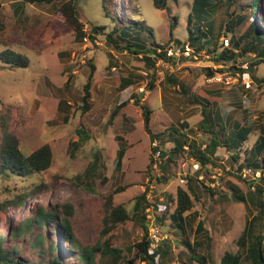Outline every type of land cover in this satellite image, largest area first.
<instances>
[{
    "label": "rangeland",
    "instance_id": "374dc122",
    "mask_svg": "<svg viewBox=\"0 0 264 264\" xmlns=\"http://www.w3.org/2000/svg\"><path fill=\"white\" fill-rule=\"evenodd\" d=\"M10 1L0 0V52L10 47L28 55L30 64L10 66L0 58V146L7 133H11L25 154L50 145L53 160L47 170L24 180L0 178V238H4V246L28 262L48 264V259L59 252L66 264H84L79 251L72 250L65 239L60 250L50 248L52 242L59 245L56 230L60 232L61 220L68 218L78 244L100 249L90 264H127L129 260L145 264L135 246L143 239L144 230L140 215L134 217L133 209L152 175L149 165L154 144L144 127L143 110L133 97L141 96L153 110L150 122L153 132L185 122L192 139L204 148L211 133L202 128L201 122L216 110L223 115L226 133L232 129L233 121L241 120L251 126L246 145L252 146L264 127V63L255 67V72L246 68L245 63L250 65L257 57L253 50L246 54L243 51L253 38L247 34L251 23L255 20L263 28L257 19L259 14L250 7L252 0H232V4L228 0H206L212 3L210 23L215 28L214 34L222 29L221 34L205 49L191 51L190 55L174 54L171 60H159L155 67H149L142 56L116 49L107 40L106 33L117 24L112 17L137 31L146 21L153 28L154 37L142 30L140 43L157 42L167 49L184 46L185 50L189 41L188 19L195 12L194 0H167L165 9L157 8L154 0H76L90 21L83 40H78L74 31L66 33L58 28L53 16L58 3L27 4L15 13ZM106 7L112 16L106 15ZM240 16H244L241 21ZM197 18L193 16L192 28L198 30L201 24ZM228 21L233 31H228ZM93 25L106 28L95 33ZM91 34L95 35L94 40ZM226 48L234 50L235 61L219 60ZM90 59L96 71L91 108L83 112L81 97L91 70ZM209 69L231 76L232 82L210 81ZM204 91L212 92V102L201 100ZM197 95L199 98H194ZM126 100L128 103L111 122L112 111ZM79 129L90 138L83 140ZM162 146L171 149L174 144L166 142ZM122 147L126 149L125 156L118 166L117 154ZM263 157L264 154L259 159ZM214 161L216 166L211 164L200 170L201 166L197 169L193 165L197 161L188 154H179L169 166L174 174L172 179L167 184L157 183L154 191L148 192L159 204L157 214L162 217L168 195L175 196L178 187H187L181 182L182 173L196 178L200 171L199 178L215 190V195H211L201 181L195 180L197 197L192 210L185 214L183 228L166 217L162 235L167 239L165 245L177 257L171 264H201L193 255L205 258L207 264H215L226 251H241L238 239L248 220L252 221L253 229L248 230V240L258 234L264 238V211H260L257 202L259 199L264 202V195L259 197L258 193V185L264 187L262 171L247 166L244 159L235 163L221 146ZM239 163L252 170L243 174L236 169ZM215 176L219 178L217 182ZM238 195H244L246 201L238 200ZM21 199L24 200L14 202ZM118 205H124L132 218L110 224L106 221L109 210ZM39 208L57 213L52 226L40 228L35 222ZM30 219L32 225L26 234L13 239L16 229L20 225L26 227ZM199 221L204 223L201 232L197 231ZM40 233L44 243L37 245ZM195 241L202 245L191 251L187 244L194 246ZM242 262L251 264L244 255Z\"/></svg>",
    "mask_w": 264,
    "mask_h": 264
},
{
    "label": "trees",
    "instance_id": "16d2710c",
    "mask_svg": "<svg viewBox=\"0 0 264 264\" xmlns=\"http://www.w3.org/2000/svg\"><path fill=\"white\" fill-rule=\"evenodd\" d=\"M105 1V0H104ZM229 4H232V0H228ZM41 4V3H58L53 10L54 19L57 21L58 28L60 27L66 33H70L72 31L75 32V37L78 40H83L86 38L87 33L85 31V27L90 24V21L86 17L82 7H80L76 0H16V5L19 6L20 9L24 4ZM154 5L157 8L165 9L167 7V0H154ZM250 7L255 14H259L257 19H260L263 28L259 27V23L257 21H253L251 23L250 29L247 32L249 36H253L249 45H246L244 48V53H248L249 51H254L257 57L256 61L252 62L248 69L254 71V68L259 64L264 63V0H252L250 3ZM211 8L212 3L209 1L207 3L206 0H194V14H190L188 19V28H189V44L194 53L197 50L205 49L207 45H210L211 40L219 36L221 31L218 34H214L215 28L212 23H210L211 16ZM106 15H110L108 8L106 7ZM193 16H197V20L200 22V26L197 29L192 28ZM244 16L239 17V21H241ZM113 21L117 23L111 31L106 33L107 40H109L116 49L118 50H126L132 54L137 56H142L146 62V64L150 67H155L156 63L159 60H171L172 55L168 54L167 47L164 44H159L157 42H152L150 44L140 43V34L142 30L149 31L150 37H154L153 28L144 21V27L141 28L140 31L133 30L131 26L126 24L125 22L120 21L117 17H112ZM119 20V22H118ZM177 21L175 17V22ZM141 22V21H139ZM120 23V24H119ZM206 27V29H205ZM228 31H233V25L228 21L226 25ZM106 26L104 25H93L92 30L95 33H99L104 30ZM174 25L171 24L170 34L173 35ZM197 31L199 32L197 34ZM91 38L94 40L95 35L91 34ZM138 40V43H135L134 40ZM202 42L200 45L198 43ZM230 44V42H229ZM228 44V45H229ZM184 49V46H181ZM229 53V55H228ZM1 61L4 64H9L10 66H19V67H28L30 64V58L28 55L17 52L12 48H6L0 52ZM236 54L232 49H224L219 56V60H223L228 62V60H236ZM89 64L91 65V70L88 75V79L84 84V94L81 97L82 104L81 109L83 112H87L91 108L90 98L92 95L91 87L93 84V79L96 71V66L89 60ZM112 64V61H110ZM210 70V75H214L215 72ZM217 72V71H216ZM255 72V71H254ZM253 72V73H254ZM254 78L257 79L256 75ZM125 82L128 84L127 80ZM69 83V80L67 81ZM211 91H204L202 95L204 98L201 100L212 102ZM194 98H199V96H194ZM134 103L140 105L143 110V119H144V127L146 132L149 134L152 141L155 139L158 140V145L153 146L152 148V159L150 161V168L153 165L154 158L153 155L156 151H160L161 156L163 157L162 173L158 176L151 175L152 178H156L158 183L167 184L170 179L173 177V173L169 170V166L171 163L176 161V158L179 154H188L195 161L199 162L202 168L217 164L214 161V158L217 156L218 147H225L226 151L229 152L230 157L235 163L240 162L241 159L247 160V166L254 168L255 170L260 169L262 171L261 179L264 180V157L259 159L264 154V127L260 129V135L258 139L252 146H247L246 142L249 140L250 134L252 133V128L249 125H245L241 120L233 121L232 129L226 133L227 126L223 121V115L221 112H217L213 110L214 116L212 117L210 112L207 114L208 118L205 116L201 122V126L203 129L211 133V139L203 148L198 142L192 139L190 130H187L188 125L185 122H182L179 125H170L166 127L163 131L153 132L150 122L151 115L153 110L150 109L146 103L142 101V97L139 95H135L133 97ZM199 100V99H198ZM215 102V100H214ZM63 103L65 101L63 100ZM128 103V100L122 102L117 105L115 109L111 113L110 121L112 122L119 111ZM230 119H228L229 121ZM232 122V120H231ZM217 128V129H216ZM79 133L81 138L88 139L90 135H86L85 131H81L79 129ZM166 142H172L174 147L171 149L163 148L162 144ZM126 149L122 147L118 150L117 154V165L121 166L123 163V159L125 156ZM243 154V155H242ZM245 155V157H244ZM53 160V151L50 145L46 144L37 150L33 151L30 154H25L22 152L18 145V141L14 135L11 133H7V136L4 142L0 146V178L5 177H20L22 180L25 177L40 174L43 171L47 170ZM239 170L242 171L243 164L239 163ZM252 170V169H251ZM198 176L194 178L193 174H188L187 179L188 182L185 184L187 187L180 186L177 188V193L174 196L172 193L168 195V199L165 200L166 210L164 214L161 216L157 215V223L163 225L165 223L166 217L177 222L178 226L183 228L184 223L186 222L185 214L188 211H191L194 207V201L197 197L196 190L194 188L195 180L201 181L205 187V190L208 191L211 195H215V190L204 180L199 178L200 171H197ZM79 178V176H78ZM242 178V176H240ZM214 180V179H213ZM259 180V179H257ZM250 184L253 181H249ZM149 185L146 190L143 191L139 196H137L136 203L133 209L134 217L140 215L139 220L142 223V228L144 230L143 239L136 243V247H138L141 251V258L145 261V264H167L166 260H169V264L177 261V257H175L172 250L166 244L167 239L164 238L161 240L159 245L153 251L150 250V239H149V221L147 220L145 208L147 205V192ZM258 193L259 197L264 195V187L258 185ZM111 196L109 197V199ZM237 199L240 201H246V197L244 195H238ZM253 199V197H252ZM24 199L17 200L14 202H22ZM159 200V198L157 199ZM164 202V200L162 201ZM259 206L261 207L260 211H264V202L262 200H258ZM174 206V209H171V206ZM67 206V205H64ZM72 208V205H68ZM156 208L158 207L155 206ZM57 213L54 210H45L44 208H39L36 211V215L34 216L35 222L38 224L40 228H44L45 226H52V221L57 219ZM132 215L128 212L127 208L124 205H118L109 210V214L107 215L106 221L112 224L123 223L129 220ZM252 221H247V225L243 233L238 239L239 247L241 251L233 252L226 251L224 255L221 257L220 261L215 264H243V255L244 257L251 262V264H264V238L261 234H258L255 238H252L251 241L247 238L248 230H253L250 227ZM254 224V223H253ZM26 227H21V225L16 229V231L12 234L13 239H18L26 234L28 228L32 225V220H27ZM60 232H57L56 228V236L59 238V245L55 242H52L50 248H53L57 251L60 250V245L63 244V239H65L69 243V247L74 251H79V256L81 257L84 264H90L94 262L97 252L100 250L99 247L93 248H84L78 244L76 239V235L74 233V229L72 224L68 218H64L61 220ZM204 223L199 221L197 231H203ZM9 233H11L9 231ZM50 235V234H49ZM37 245L39 243L43 244V233L37 235ZM201 246L202 243L200 241H195V245L187 244V247L191 251H195V246ZM109 250V249H107ZM106 250V251H107ZM116 250V249H113ZM104 251V252H106ZM116 250L115 252H117ZM45 252V251H42ZM245 252V254H243ZM53 253V252H52ZM43 256V255H42ZM139 256V255H138ZM45 258V257H44ZM193 259H197L201 264H207L205 258H196L195 255L192 256ZM135 260L127 261V264H135ZM43 264L42 261H34L28 262L25 258L16 255L14 251L8 250L4 246V238H0V264ZM48 264H66L60 257L59 252H56L54 256L50 257L47 261ZM46 264V263H45Z\"/></svg>",
    "mask_w": 264,
    "mask_h": 264
},
{
    "label": "built area",
    "instance_id": "2783aa9c",
    "mask_svg": "<svg viewBox=\"0 0 264 264\" xmlns=\"http://www.w3.org/2000/svg\"><path fill=\"white\" fill-rule=\"evenodd\" d=\"M228 44H229V41H228L227 45ZM175 48L176 47H169L167 49L168 54L169 55H174V54L178 55L179 53L180 54L184 53V54L190 55V52L194 51L193 48L189 44H186L185 50H183L182 47H180V46L178 48H176V49ZM248 66H249V63L248 62L245 63V67L248 68ZM209 80L212 81V82H217V83L230 84L232 82V77L228 76V75H225L224 73L216 72L214 75H212L209 78ZM153 144H154V146H157L158 145V140L155 139L153 141ZM153 156H154V162H153V165L151 167V172H152L153 176H158V175H160L162 173L161 165L163 164V157L161 156L159 150L156 151ZM193 165L197 169L200 168V164L198 162H194ZM238 168H239V166L236 165V169H238ZM242 171H243V174H244V172L248 173V171H251V168H243ZM187 175H188V173H182L181 174V177H182L181 178V182L184 183V184H186L188 182ZM149 178H150L149 181H148L149 183L146 185L145 190H146L147 186L149 185L148 192L149 191L152 192V191H154L153 188L158 183V180L155 177L152 178L151 176ZM218 179L219 178L216 177L215 181L217 182ZM148 192H147V205H146V208H145V212H146L147 220L149 221L150 250L153 251L154 249L157 248V246L159 245L161 240L164 239V237L162 235V225L157 223V217H156L158 215L157 214L158 209L155 206H157L159 204H157L156 199H154L152 197V195H151V197L148 195ZM163 200L164 199L161 198V202ZM163 213H164V211H163Z\"/></svg>",
    "mask_w": 264,
    "mask_h": 264
},
{
    "label": "crops",
    "instance_id": "0c3cea01",
    "mask_svg": "<svg viewBox=\"0 0 264 264\" xmlns=\"http://www.w3.org/2000/svg\"><path fill=\"white\" fill-rule=\"evenodd\" d=\"M15 3H16V0H11V1H10V4H11L12 6H14L15 13H16V12H18V13L21 12L23 9H20L19 6L16 5ZM25 5H27V3L24 4V5H22L21 7H24Z\"/></svg>",
    "mask_w": 264,
    "mask_h": 264
}]
</instances>
